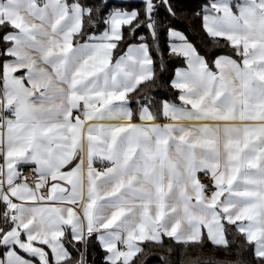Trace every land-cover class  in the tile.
I'll use <instances>...</instances> for the list:
<instances>
[{"label": "snow or ice", "instance_id": "obj_1", "mask_svg": "<svg viewBox=\"0 0 264 264\" xmlns=\"http://www.w3.org/2000/svg\"><path fill=\"white\" fill-rule=\"evenodd\" d=\"M196 20L200 47L181 30ZM221 40L235 58L201 54ZM165 55L174 100L153 95ZM230 227L264 264V0H0V264H89L94 247L137 264L163 237L247 264Z\"/></svg>", "mask_w": 264, "mask_h": 264}, {"label": "trees", "instance_id": "obj_2", "mask_svg": "<svg viewBox=\"0 0 264 264\" xmlns=\"http://www.w3.org/2000/svg\"><path fill=\"white\" fill-rule=\"evenodd\" d=\"M88 3H98L99 0H87ZM109 7H124L127 5H134L136 7L140 6V2L135 1H121V0H108ZM179 3L189 7V8H195L198 4L201 3V0H179ZM165 12L161 9L160 11V17L163 19L165 17ZM166 22V21H165ZM102 30V29H101ZM182 31H186V34L190 37L194 36L195 43H197V46L200 47V41L201 39L207 40L208 37L206 33L203 32V30L200 28L199 21L196 20L193 25H188L185 23L184 28L181 29ZM136 37L144 36L147 38V41L150 43L151 38L147 31V29H140L137 30L135 33ZM160 39V45L162 49L167 48V37L163 30L160 31L159 34ZM139 39H132L131 37L127 36V33L125 34V43L122 44L119 48V51L122 53L124 50H126V44L132 43L136 44L139 43ZM201 54H204L205 51H207V58L209 60L214 59L217 55H230L235 58V54L232 52V50L225 46L223 44V41L221 40V43L218 46H215L211 49H204L203 47L200 48ZM117 54V50L114 51V56ZM159 57L156 58V71H157V77H158V87L153 88V95L157 99H175V90L171 89L168 85L170 82V79L174 75V69L177 66H182L176 62H174L171 58L167 57L165 55L164 59V65L165 68L163 71L160 70L159 67ZM228 236L230 240L235 241V247L243 246V251L245 254V259L247 261V264H253L251 256L248 254V249L241 238V234H238L234 228H229ZM145 248L144 253L138 254L140 257V260L137 262V264H165V261L161 259V257H164L167 260H170L171 264H180L181 256L185 255L187 257H195V256H202L204 257V264H207L208 260H229V261H235L238 259L237 253L235 251L231 253H226L224 251L217 250L214 246L211 245V242H205L203 248H195V249H186L183 245H178L173 241L172 239L168 237H163V247L160 245H156L155 243H145L143 245ZM171 248L172 251L169 252L168 249ZM94 259L93 256L89 257V264H105V261L103 259V252L99 247H94ZM4 248L3 246H0V258L3 257ZM136 259V258H134Z\"/></svg>", "mask_w": 264, "mask_h": 264}, {"label": "built area", "instance_id": "obj_3", "mask_svg": "<svg viewBox=\"0 0 264 264\" xmlns=\"http://www.w3.org/2000/svg\"><path fill=\"white\" fill-rule=\"evenodd\" d=\"M100 167H101L100 165L97 166V168H100ZM20 171L22 173V176L27 177L29 179V181L33 180V176H32L30 168L24 167V168L20 169ZM197 176H198L199 180L201 181V183H203L209 187L211 186L212 181L210 179V175L205 176V174L203 172H199V173H197Z\"/></svg>", "mask_w": 264, "mask_h": 264}, {"label": "crops", "instance_id": "obj_4", "mask_svg": "<svg viewBox=\"0 0 264 264\" xmlns=\"http://www.w3.org/2000/svg\"><path fill=\"white\" fill-rule=\"evenodd\" d=\"M121 1H128V2L135 1V2H140V0H121ZM114 51H115V50H113V52H114ZM135 122H136V123H139L140 121H139V120H136ZM160 122H163V121H160ZM104 123H110V122L105 121ZM186 123H196V122H186ZM94 166L97 167V166H99V164H95ZM61 183L63 184V182H61ZM237 223H240V222L238 221ZM204 232H205V234H206V230H204ZM37 246H41V245H38V244H37ZM42 247H45V250H46V251H50V250H48V249L46 248V246H42ZM18 251H19V250H18ZM21 254H22V255H25V258H27V259H32L33 264H39V260H38L37 257H29V256H27L26 254H24V253H22V252H21ZM2 258H3V257H2ZM2 258H0V259H2Z\"/></svg>", "mask_w": 264, "mask_h": 264}]
</instances>
